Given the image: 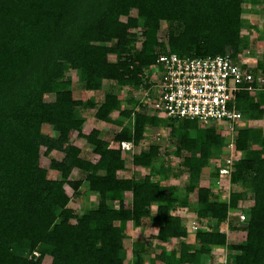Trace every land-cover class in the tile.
<instances>
[{"label":"trees","instance_id":"16d2710c","mask_svg":"<svg viewBox=\"0 0 264 264\" xmlns=\"http://www.w3.org/2000/svg\"><path fill=\"white\" fill-rule=\"evenodd\" d=\"M246 1L258 2L0 0V264H124L129 253L123 243L127 223L132 228L156 226L153 239L159 250L149 264L155 260L200 264L202 257H211L214 247L227 252L222 264H264L261 129L249 126L247 120L236 125L232 146L241 153L225 165L222 129L150 115V94L125 99L108 90L99 102L92 94L104 80L119 89H148L149 68L166 51L179 56L228 54L235 59L246 46L247 36L241 33ZM160 22L166 24L165 43L157 36ZM67 69L76 72L79 96H74ZM253 71L264 76V55ZM234 104L241 117L245 113L248 120L257 121L264 114V90L239 92ZM79 109L94 110L96 120L117 127L111 139L101 138L94 127L85 133ZM160 124L175 138L171 153L162 152L165 163L169 156L177 157L174 170L188 177L183 195H177L173 185L161 183L172 168L163 163L153 166L161 156L157 143L136 153L120 146L121 142L137 145L146 128ZM43 125L49 127L48 133L42 131ZM79 139L89 146L91 158L80 155L81 147L74 144ZM52 151L61 156L52 157ZM41 155L48 157L46 167L39 163ZM210 160L212 180L208 186L200 185V173ZM126 163L146 167L147 173L138 178L131 173L120 176ZM221 166L227 173L219 172ZM72 169L82 178H71ZM49 171L57 176L49 177ZM222 179L239 188H231L225 201L210 187L218 185L219 190ZM81 184L97 201L82 203L78 213L69 202L79 195ZM193 193L191 205L188 198ZM248 199L244 238L230 241L220 226ZM187 208L198 223L193 232L174 213ZM235 219L242 222L237 215ZM170 239L177 245L167 253L164 243ZM148 248L150 243L144 240L130 244L132 253Z\"/></svg>","mask_w":264,"mask_h":264},{"label":"rangeland","instance_id":"374dc122","mask_svg":"<svg viewBox=\"0 0 264 264\" xmlns=\"http://www.w3.org/2000/svg\"><path fill=\"white\" fill-rule=\"evenodd\" d=\"M243 7L247 10L242 14V17L244 19V25L241 27V33L245 36H247V40H246V46L245 48L237 55L236 59L239 63H247L249 66L253 67L256 63L257 60L261 59V57H263L264 55V0H258L257 3H253V2H244L243 3ZM262 9V11H261ZM165 31H166V24L164 22H160V26L157 32V36L162 39L165 43L166 37H165ZM109 60H113V57H109ZM65 74L67 76L70 77L71 80V89L74 92V96H79V93L81 92V84L77 79V75L76 72L71 70V69H67L65 71ZM155 73L151 72L150 70V81L154 80L155 78ZM151 86L148 88L150 89ZM147 89V88H146ZM144 88H140L139 90H131L129 87L123 86L122 88H116L112 82L110 81H103L101 88L96 91V92H92V94L94 95L96 101H100L102 98V95L110 90V91H115L118 92V95L121 96L123 95L125 99L128 98H140L141 96H143V91L146 90ZM150 91H154V88L152 87L150 89ZM46 100H51L52 96L51 95H45ZM145 98V96H143L141 99ZM128 103H124L122 102V105L124 107H128L130 106ZM93 111L94 110H89V109H79V113L84 117L85 119V123L83 124V131L86 133L88 132V130L90 128H97L100 131V136L103 139L106 140H110L112 134L116 131L117 127H115L114 125H112L111 123L108 122H103V121H99L96 120L93 116ZM115 114V112H112L110 114V116L112 117ZM247 120V124L249 126L252 127H256L262 130V132L264 133V114L263 116L257 120V121H250L246 118V114L244 113L241 117V120L237 123V126H243L245 121ZM201 127H206V126H202V125H198ZM216 129V128H215ZM217 130V129H216ZM42 131L43 132H49L50 129L48 126L43 125L42 126ZM225 131V130H224ZM235 136V133L231 136L224 134V143H226V145L221 147V153L223 155V160L226 161V159H230V162L234 159H237L239 155L238 151H235L233 149V146L228 142L227 140L231 139L233 140ZM232 142V141H231ZM152 143H157L160 147V153L161 156L158 157V159H155L153 161V166L157 167L159 163H163L164 165L166 164V166L170 168H172L170 170L171 175L169 176V178L167 180H160L158 177V180L161 181L162 184H170L174 186V189L176 190L177 195H183V189L184 186L187 183L188 177L186 173H182L179 175L178 171H176V169L174 170V168H176L177 165V161L178 158L175 156H169L167 162L166 161V156L162 155L163 153H171L172 148L174 147V143H175V138L169 136L168 134V128L163 126V125H158V126H154V127H148L146 128V132H145V136L139 141V143L137 145H132V147L130 146L129 143H123L121 144L125 149H129L131 151V153H136L138 151L141 150H146L149 144ZM74 144L78 145L81 147V153L80 155L84 158H91L92 154L89 151V146L82 140H76L74 141ZM112 146H116V143L111 142L110 143ZM130 146V147H129ZM40 151H42V148H40ZM226 155V156H224ZM51 156L55 157V158H59L61 156L60 153L52 151L51 152ZM127 157V156H126ZM226 157V158H225ZM219 163L221 162V160L218 158L216 159ZM215 160V161H216ZM214 161V162H215ZM39 163L41 166L46 167L48 164V157L41 155L40 156V160ZM213 160H210L209 163H207L206 166H204L202 168V171L200 173V178L198 181V184L200 185H209L210 184V180H212V178L210 177V173H212L213 170ZM147 168L146 167H133L130 166L129 163H126V170L124 172H119L120 176H127L130 173L133 174L135 177H142L145 173H147ZM178 174V175H177ZM49 177H56L57 174L55 172H50L49 171ZM71 178H82V174L80 171H78L77 169H72L69 175ZM157 178V177H155ZM211 189L214 190V192L219 193V199L225 201L228 198V193L229 190L231 188L234 189H239L238 186H232L230 185L226 179H222L220 180V188L218 190V188H216V186L214 184L210 185ZM66 190L71 193L70 188L66 187ZM88 197V199H90L91 201H94V203H96V196L87 191L86 187L84 184H81L80 188H79V195L78 196H72L71 200L69 202V206L76 210L78 213L82 212V203L83 200L86 199ZM194 200H195V194H191L188 198V201L190 202V204H194ZM248 203H251V200L248 199L247 201H243L240 202V204H238V208L235 210H231V212L229 213V216L227 217L228 219L221 224L220 229L225 231L227 239L230 241H240L244 238L245 235V231H243L244 229V224L247 220V205ZM245 210L242 211V210ZM152 210H154V206H152ZM233 212V213H232ZM240 212H243L245 215L246 220H242V222H238L236 221L235 217L236 215H238ZM174 213L180 215L181 217V221L187 226L188 232H193L194 229L196 228V226H198L197 224V220L194 218V214L192 212H190L189 208L187 209H178V210H174ZM228 220L229 223H228ZM194 221L195 225H194ZM229 224L228 226L227 223ZM189 223V224H188ZM209 225H213V221H209L208 222ZM146 224V223H145ZM128 225V229H130V225ZM192 225H194V228H192ZM230 225H234V228L236 229H232L230 227ZM192 228V230L189 229ZM200 226V225H199ZM203 226V225H202ZM207 225H205L204 227H206ZM145 227H148L147 225ZM225 228V229H224ZM154 228H150L148 227L147 230L141 231L142 235L145 237L146 241L150 243V247H152V242L153 239L150 238L151 235V231ZM155 230V229H154ZM153 230V231H154ZM128 238H126L123 243H124V247L126 252L129 251L128 253V259H129V255H130V244L132 241L135 240H139V238L137 237L138 232L133 230V231H128ZM172 245V247L176 248L177 245V241L176 240H172L169 243V246ZM153 248V247H152ZM152 251V250H150ZM226 250L223 248H219V247H214L211 251V257L207 258V257H202L201 258V263L200 264H220V261H223L224 256L226 254ZM149 257V253L147 252L145 255L144 259H148ZM128 264H130V260L127 261Z\"/></svg>","mask_w":264,"mask_h":264},{"label":"built area","instance_id":"2783aa9c","mask_svg":"<svg viewBox=\"0 0 264 264\" xmlns=\"http://www.w3.org/2000/svg\"><path fill=\"white\" fill-rule=\"evenodd\" d=\"M255 66V65H254ZM253 66V67H254ZM247 63H239L228 54L213 56H179L163 52L156 56L151 72L154 91L146 89L143 96H153L147 109L150 115L195 120L202 126L222 129L231 136L241 120L235 108L236 94L264 90V76ZM232 140H227L232 145ZM230 163V159H226ZM221 166L220 173H227ZM245 218L243 212L238 220Z\"/></svg>","mask_w":264,"mask_h":264},{"label":"crops","instance_id":"0c3cea01","mask_svg":"<svg viewBox=\"0 0 264 264\" xmlns=\"http://www.w3.org/2000/svg\"><path fill=\"white\" fill-rule=\"evenodd\" d=\"M117 130V129H116ZM126 143H128V142H126ZM130 144V143H129ZM130 146H131V144H130ZM129 146V147H130ZM132 147V146H131ZM224 161V160H223ZM217 164H219V163H217ZM216 186V188H218V185H215ZM212 191H214L213 189H212ZM89 202V201H91L90 199H88V197L86 198V199H84L83 200V203H85V202ZM91 203H93V205L95 204L94 203V201H91ZM231 212V211H230ZM229 212V213H230ZM229 213H228V216H229ZM233 213V212H232ZM127 224H129L130 225V223H127ZM189 224V223H188ZM195 224V223H194ZM148 227H150V228H154V229H152V231H151V235H150V238L151 239H153V235L155 234V232H156V226H154V225H147ZM148 227H145V226H143V228H132L131 226H130V229H128V225H126V229L129 231H133V230H135V231H137L138 232V234H137V237L139 238V240H144V241H146V239H145V237L142 235V233H141V231H144V230H147L148 229ZM192 228H194V225H192ZM192 228H190V226H189V229L190 230H192ZM225 229V228H224ZM154 230V231H153ZM192 232V231H191ZM173 239H170L169 241H167L166 243H164V250H165V252H169V251H171V250H174L175 249V247H172V245H170L169 246V243H170V241H172ZM175 240V239H174ZM149 243V242H148ZM158 243V241L157 240H155V239H153V242H152V247H150V248H148V249H146V251H143V253H141V254H138L137 252L136 253H130V255H129V259H128V254H127V259L124 261V264H128V262L127 261H129L130 260V264H149V259H150V257H152L155 253H157L158 252V248H156V245L155 244H157ZM148 250V251H147ZM150 250H152V251H150ZM149 253V257H148V259L146 260V259H144L145 258V255H146V253ZM221 263L220 264H222V261H220ZM154 264H163L161 261H159V260H155L154 261Z\"/></svg>","mask_w":264,"mask_h":264},{"label":"clouds","instance_id":"9594fccd","mask_svg":"<svg viewBox=\"0 0 264 264\" xmlns=\"http://www.w3.org/2000/svg\"><path fill=\"white\" fill-rule=\"evenodd\" d=\"M149 69H150V68H149ZM123 143H125V142H121V143H120V146H121V147H123V146L121 145V144H123ZM123 148H124V147H123ZM124 149H125V148H124ZM223 164L226 165V164H228V163H226L225 161H223ZM237 216H238V215H237Z\"/></svg>","mask_w":264,"mask_h":264}]
</instances>
